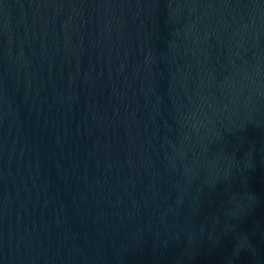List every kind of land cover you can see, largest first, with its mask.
Masks as SVG:
<instances>
[{
    "label": "water",
    "instance_id": "1",
    "mask_svg": "<svg viewBox=\"0 0 264 264\" xmlns=\"http://www.w3.org/2000/svg\"><path fill=\"white\" fill-rule=\"evenodd\" d=\"M0 264H264V0H0Z\"/></svg>",
    "mask_w": 264,
    "mask_h": 264
}]
</instances>
